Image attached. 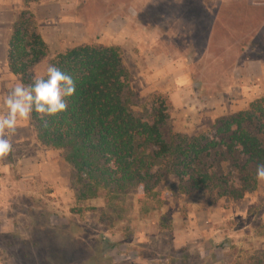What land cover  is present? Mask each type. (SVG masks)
Listing matches in <instances>:
<instances>
[{"label":"rangeland","instance_id":"rangeland-1","mask_svg":"<svg viewBox=\"0 0 264 264\" xmlns=\"http://www.w3.org/2000/svg\"><path fill=\"white\" fill-rule=\"evenodd\" d=\"M57 2L100 21L84 44L120 50L134 111L150 117L164 99L174 144L210 137L217 120L264 96V0ZM64 51L49 50L32 78ZM7 63L0 58V113L22 82ZM11 140L0 158V264H264V183L241 200L185 192L176 176L151 195L94 190L62 150L38 141L31 120L18 122ZM218 165L228 186H238L228 162L216 157Z\"/></svg>","mask_w":264,"mask_h":264},{"label":"trees","instance_id":"trees-1","mask_svg":"<svg viewBox=\"0 0 264 264\" xmlns=\"http://www.w3.org/2000/svg\"><path fill=\"white\" fill-rule=\"evenodd\" d=\"M24 1L26 8L12 25L8 63L27 85L33 79L32 68L48 55L49 46L30 10L39 0ZM51 64L73 77L76 93L68 99L67 111L45 120L33 113L31 124L38 141L62 150L77 179L94 190L125 194L137 189L151 195L166 176H176L185 192L216 191L234 200L257 188L255 169L264 163V96L244 111L217 120L210 137L174 144L164 99L150 117L134 111L131 72L117 47L76 46L57 54ZM216 157L234 169L238 186H228L220 164L214 168Z\"/></svg>","mask_w":264,"mask_h":264},{"label":"clouds","instance_id":"clouds-1","mask_svg":"<svg viewBox=\"0 0 264 264\" xmlns=\"http://www.w3.org/2000/svg\"><path fill=\"white\" fill-rule=\"evenodd\" d=\"M75 93L76 81L55 64H50L44 75L34 77L27 85L15 83L4 99L7 112L0 113V158L12 152L11 137L18 122L30 120L33 113L45 120L67 111L68 99ZM254 179L264 183V163L256 166Z\"/></svg>","mask_w":264,"mask_h":264},{"label":"crops","instance_id":"crops-1","mask_svg":"<svg viewBox=\"0 0 264 264\" xmlns=\"http://www.w3.org/2000/svg\"><path fill=\"white\" fill-rule=\"evenodd\" d=\"M24 6V0H7L5 2H0L1 59H8V43L11 37L12 25L17 20L20 9H23ZM31 8L40 25L39 31L48 44L50 51L53 49L55 52H59L60 50L66 51L68 48H72L75 45L87 43L89 38V27H97L100 24L98 19L90 20L89 17L86 22L82 13L80 16L76 13H70V10H67V8L64 9L62 4L57 2V0H44L41 3H32ZM110 19L111 18H109V22ZM109 22H107V25ZM92 23L96 25H91ZM74 34L81 37L79 39L80 43L78 42V44L75 45L72 44L74 38L72 36H74ZM104 45H112V43H104ZM7 66H9V63H7ZM23 139L25 140V138ZM30 159L36 160L37 162L40 160L38 155ZM39 164H41V162Z\"/></svg>","mask_w":264,"mask_h":264}]
</instances>
